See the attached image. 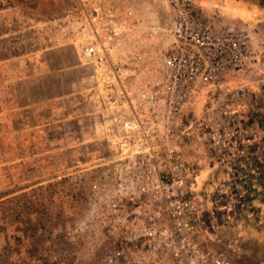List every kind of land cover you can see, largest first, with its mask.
I'll return each instance as SVG.
<instances>
[{
    "label": "rangeland",
    "instance_id": "rangeland-1",
    "mask_svg": "<svg viewBox=\"0 0 264 264\" xmlns=\"http://www.w3.org/2000/svg\"><path fill=\"white\" fill-rule=\"evenodd\" d=\"M12 1L0 0V264H98L114 246L87 210L89 186L99 171L92 164L108 155L104 140L89 141L91 107L82 111L77 105L71 107L72 93L66 106L62 104L60 111L57 106L51 123L43 126L49 110L43 119L41 107L30 113L17 107L14 90V83L26 86L27 52L41 45L29 29L27 13H37L39 19L62 17L73 0L44 1L39 10L19 13ZM138 1L134 14L147 35L159 39L145 49L161 58L170 42L168 8L163 0ZM191 1L215 20L242 27L254 21V13L258 15L254 3H264ZM63 25L40 22L38 35L47 36ZM79 76L54 72L50 78L69 85ZM261 79L264 82L263 75ZM236 82L231 88L204 89L194 95L198 98L180 118L179 127L186 130L180 145L198 174L202 242L213 249L241 250L246 261L264 264V90L256 89L254 97L248 83L239 92ZM27 91L19 89L21 103ZM47 91L56 97L75 89ZM60 115L65 119L62 123L56 122Z\"/></svg>",
    "mask_w": 264,
    "mask_h": 264
},
{
    "label": "built area",
    "instance_id": "built-area-1",
    "mask_svg": "<svg viewBox=\"0 0 264 264\" xmlns=\"http://www.w3.org/2000/svg\"><path fill=\"white\" fill-rule=\"evenodd\" d=\"M163 2V68L143 66L128 44L137 28L131 9L73 0L64 21L55 19L71 26L78 86L92 103L94 134L107 144L87 194L88 212L118 242L102 264H251L241 250L202 242L198 174L179 123L198 87L262 68L264 59L253 30L215 20L191 0Z\"/></svg>",
    "mask_w": 264,
    "mask_h": 264
},
{
    "label": "crops",
    "instance_id": "crops-1",
    "mask_svg": "<svg viewBox=\"0 0 264 264\" xmlns=\"http://www.w3.org/2000/svg\"><path fill=\"white\" fill-rule=\"evenodd\" d=\"M44 1H50V0H13L12 2L14 3L13 9L17 10L16 12H20L23 9H29V10H39L41 5L45 3ZM94 1V0H90ZM110 5H113L114 7H117L120 12L124 13L125 10L135 8L140 6L139 1L136 0L134 3L129 2L128 4H131V7L127 6L124 1L127 0H102ZM137 2V3H136ZM136 3V4H135ZM54 7V6H53ZM258 9L259 13L258 15L256 13L254 16V23H247L250 26H254V28L250 27L249 25L245 24L244 26L246 28H251L250 30L254 31V43L256 46V49L259 53L260 58L264 59V3L261 2L259 4L254 3V10ZM28 10V11H29ZM29 11L28 17H27V24H31V28H29L35 35L36 37V42L41 44L38 45V48L35 50H32L30 52H27L26 56L28 59V62H26L27 67L26 71L28 73L27 75V80L25 81L26 86H20L18 83H14V90L16 92V103L17 107L19 108H26L27 112H36L38 107H41V109L44 111L43 119L46 117V111L49 110L50 117L44 119L43 126H46L47 124L51 123V115L52 113H55V108L57 106L59 107L60 111L62 109V104L68 103V99H70L71 94L74 93V97L71 98L73 100L70 106L73 107V105H77L80 108V111L90 107L92 104L89 101V96H87L86 93L83 91V87L78 88V78H76L72 83L68 85L66 81H59L56 82L52 78V73L58 72V73H64V72H69L72 74V72L76 73V70L74 69V66L76 65V56L74 54V46H73V40H72V32L71 26L68 24H65L62 22V24H65L62 26V30L55 29L54 31H51L52 34L47 33V36H42L38 35V27L37 25L40 24V22H43V24H51L53 25L54 23H57L55 19H58L60 21H64L63 16L62 17H57V18H48L45 17L42 19H39L38 14L36 13H30ZM32 16H30V15ZM36 15V16H35ZM133 17L134 20L136 21V32H135V39L131 40L132 43H128L132 47L134 46L135 49L143 55V60H142V65L143 66H157L158 68H163V62L160 58V55L157 52H147L146 45L149 44L150 42H153L157 44L159 39L157 37L152 36V38H149L150 35L145 31L144 29V23L140 22V18L138 19L136 14H134L133 11ZM226 23H229L226 21ZM243 23V22H241ZM60 24V26L62 25ZM231 24V23H229ZM243 26V27H244ZM53 27V26H51ZM170 41V37L167 34L166 35ZM0 38H3L1 35ZM43 39V42L41 40ZM51 41L49 44L48 42ZM133 44V45H132ZM57 64L58 67L56 68L53 64ZM262 75L264 76V67L262 68H256L251 72L243 73L241 75H225L222 76L216 84H210V85H202L197 88V90L191 95V97L188 99V102L185 106V108H189L190 105H192V102H194V99L198 98L195 96H198V94L203 91L204 89H218V88H231L233 85L232 83L237 81L234 85L237 91L243 92L242 89L246 87L245 83H248L250 88L254 89V97L256 95V89L258 90H264V82L261 79ZM249 77H254V80H248L247 78ZM262 83V84H261ZM69 87V88H68ZM26 88L28 91L26 93V101L24 103H21L19 100V89ZM50 88H59L61 90H68V89H75L74 92H69L66 94L62 91L61 93L58 94V96L54 97L48 93L47 90ZM41 90L40 91H34L32 90ZM85 89V87H84ZM257 90V91H258ZM14 92V93H15ZM256 92V93H255ZM263 92V91H262ZM196 94V95H195ZM195 95V96H194ZM258 95V93H257ZM192 96H194L192 98ZM264 98V97H263ZM63 100V101H62ZM69 100V101H71ZM62 101V102H61ZM255 102V99H254ZM184 108V109H185ZM33 111H32V110ZM77 111V110H76ZM79 111V110H78ZM186 110H183L185 112ZM90 112V111H88ZM81 113V112H80ZM63 116V115H62ZM60 115V118L56 120V122L62 123L65 119ZM92 132H93V138H90V142L92 141H97L100 139L99 136L94 134L93 130V125H94V119L92 115ZM91 121V120H90Z\"/></svg>",
    "mask_w": 264,
    "mask_h": 264
},
{
    "label": "trees",
    "instance_id": "trees-1",
    "mask_svg": "<svg viewBox=\"0 0 264 264\" xmlns=\"http://www.w3.org/2000/svg\"><path fill=\"white\" fill-rule=\"evenodd\" d=\"M109 241L112 243V247L113 246L115 247L118 244V242L113 237H109ZM102 259H103V256L99 258L98 264H102Z\"/></svg>",
    "mask_w": 264,
    "mask_h": 264
}]
</instances>
